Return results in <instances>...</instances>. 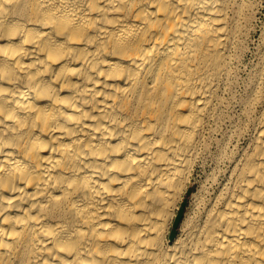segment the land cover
<instances>
[{
  "label": "bare ground",
  "instance_id": "bare-ground-1",
  "mask_svg": "<svg viewBox=\"0 0 264 264\" xmlns=\"http://www.w3.org/2000/svg\"><path fill=\"white\" fill-rule=\"evenodd\" d=\"M256 13L0 0V264H264V28L239 77Z\"/></svg>",
  "mask_w": 264,
  "mask_h": 264
},
{
  "label": "rangeland",
  "instance_id": "rangeland-1",
  "mask_svg": "<svg viewBox=\"0 0 264 264\" xmlns=\"http://www.w3.org/2000/svg\"><path fill=\"white\" fill-rule=\"evenodd\" d=\"M254 1L256 3V7H257V13H256V17L254 20L255 35L253 37V43L250 44V52H248L247 55L245 56L246 59H244V63L240 68V72H239L240 81L244 78V76L248 70V67H249L248 65H250L251 60L253 59V55H252L253 49L255 47V44L257 42V39H258L260 32L264 28V26H263L264 25V0H254ZM245 66H247V68ZM242 67H243V70H242ZM238 92H239V94L242 93V85L241 84L238 85ZM212 166H213L212 161L209 159L207 162V165L204 168L201 165H198L196 167L194 174H193V177H192V180H191V183L188 185V188L185 191L183 201L180 204L179 210H178L176 217L172 223V226L170 229V236L171 237H174L178 233L179 223H180L181 219H183L185 214L189 211L190 204L192 202V199H191L192 194L197 193V191L200 188V182L204 179V177L206 175H209L211 173Z\"/></svg>",
  "mask_w": 264,
  "mask_h": 264
}]
</instances>
